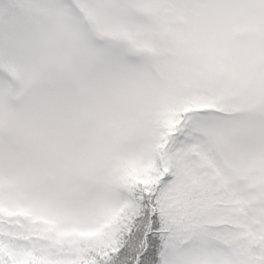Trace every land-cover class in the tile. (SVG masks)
<instances>
[{
  "label": "snow or ice",
  "instance_id": "6c2138e0",
  "mask_svg": "<svg viewBox=\"0 0 264 264\" xmlns=\"http://www.w3.org/2000/svg\"><path fill=\"white\" fill-rule=\"evenodd\" d=\"M0 264H264V0H0Z\"/></svg>",
  "mask_w": 264,
  "mask_h": 264
}]
</instances>
